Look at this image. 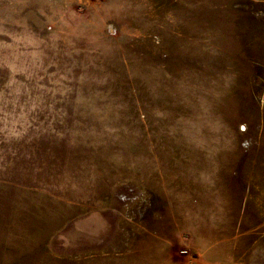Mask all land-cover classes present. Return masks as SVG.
<instances>
[{"label":"rangeland","instance_id":"obj_1","mask_svg":"<svg viewBox=\"0 0 264 264\" xmlns=\"http://www.w3.org/2000/svg\"><path fill=\"white\" fill-rule=\"evenodd\" d=\"M0 264H264V0H0Z\"/></svg>","mask_w":264,"mask_h":264}]
</instances>
